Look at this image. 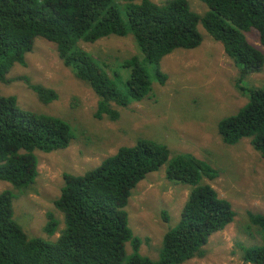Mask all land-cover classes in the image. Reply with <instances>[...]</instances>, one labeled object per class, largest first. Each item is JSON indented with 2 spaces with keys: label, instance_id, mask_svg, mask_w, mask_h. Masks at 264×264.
<instances>
[{
  "label": "trees",
  "instance_id": "1",
  "mask_svg": "<svg viewBox=\"0 0 264 264\" xmlns=\"http://www.w3.org/2000/svg\"><path fill=\"white\" fill-rule=\"evenodd\" d=\"M201 2L208 9L204 16L194 12L187 0L161 4L151 0H0V82L11 81L8 75L15 65H27V54L43 38L57 45L63 65L97 96L96 118L116 121L117 107L143 101L155 82L166 81L161 69L165 57L201 46L199 25H203L234 61L239 71L236 87L241 93L247 90L249 96L244 107L220 122L218 134L229 146L249 139L264 157V85L245 86L264 68L263 52L245 35L257 30L264 48V0ZM120 5L125 6L127 23ZM129 35L141 55L124 60L121 66L126 72L114 71V76L81 46ZM31 88L44 105L59 98L43 85ZM74 138L72 126L63 119L23 109L14 96L0 97V181L18 191L28 189L39 175L37 152L66 149ZM163 166L167 179L191 190L177 225L165 233L158 259L153 260L141 254L144 240L134 235L126 207L138 184ZM219 175L205 161L186 154L172 156L166 147L140 139L135 146L119 148L84 175H63L61 196L54 204L64 214L65 228L56 241L29 237L14 219V191H4L0 193V264H184L203 257L210 238L236 217L232 204L210 184ZM163 217L170 221L167 212ZM248 217L262 244H240L239 249L245 262L264 264V214L249 212ZM49 219L45 231L53 237L59 221L53 215Z\"/></svg>",
  "mask_w": 264,
  "mask_h": 264
},
{
  "label": "rangeland",
  "instance_id": "2",
  "mask_svg": "<svg viewBox=\"0 0 264 264\" xmlns=\"http://www.w3.org/2000/svg\"><path fill=\"white\" fill-rule=\"evenodd\" d=\"M151 1L161 4L167 0ZM187 1L194 12L206 14L208 9L201 0ZM120 13L127 23L125 6L120 5ZM199 31L203 36L201 46L177 50L165 57L161 69L166 81L155 82L143 101L127 108L117 107L120 117L116 121L96 118L97 96L63 65L57 45L43 38H38L34 50L27 54V65H15L8 75L11 81L0 82V97L14 96L23 109L59 117L75 133L68 148L49 154L37 152L39 175L28 189L18 191L10 183L0 181V193L14 191V219L29 237L56 241L64 230V214L54 203L61 196L65 173L84 175L115 155L119 148L135 146L138 140L146 139L166 147L172 156L191 155L219 171V177L210 184L236 212L235 221L210 238L204 256L184 264H249L238 245L262 244L248 213L264 214V157L254 150L249 139L229 146L219 136L220 122L244 107L249 96L247 90L241 93L237 89L239 71L222 44L203 25H199ZM245 35L264 54L259 32L252 30ZM81 46L99 64H106L110 76H114V71L126 72L121 66L123 61L141 55L132 35L110 36ZM36 84L55 90L58 100L42 104L31 88ZM263 85L264 68L245 83L247 89ZM166 169L163 166L147 175L133 190L126 207L134 235L144 240L141 254L153 260L158 259L165 233L177 225L191 190L167 179ZM164 212L168 213L169 222L164 220ZM50 215L59 221L53 237L45 231ZM127 249L132 252L130 246Z\"/></svg>",
  "mask_w": 264,
  "mask_h": 264
}]
</instances>
